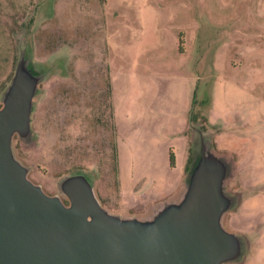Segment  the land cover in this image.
Segmentation results:
<instances>
[{
  "label": "rangeland",
  "instance_id": "1",
  "mask_svg": "<svg viewBox=\"0 0 264 264\" xmlns=\"http://www.w3.org/2000/svg\"><path fill=\"white\" fill-rule=\"evenodd\" d=\"M20 60L38 80L12 150L33 182L68 202L82 172L108 210L149 217L202 135L240 240L222 264H264V0H0V105Z\"/></svg>",
  "mask_w": 264,
  "mask_h": 264
},
{
  "label": "water",
  "instance_id": "2",
  "mask_svg": "<svg viewBox=\"0 0 264 264\" xmlns=\"http://www.w3.org/2000/svg\"><path fill=\"white\" fill-rule=\"evenodd\" d=\"M37 80L20 60L0 105V264H222L238 255L240 240L221 224L225 166L202 135L184 191L149 217L108 210L82 172L61 181L68 202L33 182L12 137L30 129Z\"/></svg>",
  "mask_w": 264,
  "mask_h": 264
},
{
  "label": "flooded vegetation",
  "instance_id": "3",
  "mask_svg": "<svg viewBox=\"0 0 264 264\" xmlns=\"http://www.w3.org/2000/svg\"><path fill=\"white\" fill-rule=\"evenodd\" d=\"M101 119H98V121H100ZM102 121H104V120H102Z\"/></svg>",
  "mask_w": 264,
  "mask_h": 264
}]
</instances>
